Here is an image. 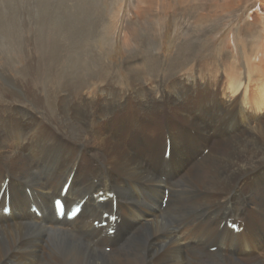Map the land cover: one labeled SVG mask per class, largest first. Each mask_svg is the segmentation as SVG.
Here are the masks:
<instances>
[{"label":"bare ground","instance_id":"1","mask_svg":"<svg viewBox=\"0 0 264 264\" xmlns=\"http://www.w3.org/2000/svg\"><path fill=\"white\" fill-rule=\"evenodd\" d=\"M131 1L128 48L133 32L157 40L156 10L178 0ZM220 1L232 15L249 0ZM254 3L264 17V0ZM236 32L258 47L243 65L227 42L221 61L195 60L190 49L185 69L154 83L136 54L124 62L136 77L110 82L102 51L82 47L77 78L64 79L76 65L50 66L59 78L36 99L49 101L48 127L26 108L0 109V264H264V130H249L264 123V23L253 13ZM4 83L27 98L18 82ZM69 177L66 208L85 203L71 222L58 221L52 202ZM104 214L117 220L96 228Z\"/></svg>","mask_w":264,"mask_h":264},{"label":"rangeland","instance_id":"2","mask_svg":"<svg viewBox=\"0 0 264 264\" xmlns=\"http://www.w3.org/2000/svg\"><path fill=\"white\" fill-rule=\"evenodd\" d=\"M41 1L0 0V109L11 106L26 108L45 127L49 123L43 107L49 101L42 106L36 99L38 96H46L45 80L56 81L59 78L60 69L49 71L50 66L76 65L75 70L64 79L76 77L81 58L78 51L82 47H98L102 51L108 67L103 78L111 79L112 76L110 82L117 78L124 83L128 77H136L133 73L130 74L131 71L124 66V62L138 54V57L146 58V77L152 79L150 83H154L167 79L172 69H185L184 65L192 58L190 49L195 50V60L210 58L221 61L229 42L230 48L234 46L232 50L243 65L245 51L252 49L257 52L258 47L256 43H252L255 38L250 39L246 32L236 31L250 20L253 13H258L260 22L264 23L255 0L247 1L232 15L225 12L219 0H178L167 11L156 10L157 40L152 41L153 43H143L145 40L142 37L148 32H133L129 46L131 52L130 48L122 44L125 33L134 28L132 24L129 26L133 16L138 14L133 9L131 0ZM107 32L110 34L107 35ZM85 60L90 62L93 59L88 56ZM216 68L218 67L213 69ZM203 70L209 77L211 66ZM218 75L221 79L225 78L224 72ZM6 80L18 82L27 98H18L19 92L7 86L4 83ZM60 85L56 89L58 96L63 91L62 84ZM174 122L171 119L172 126ZM148 130L147 127L143 130L146 136ZM151 216L148 214L147 218ZM109 250L110 248H106L104 251L108 253ZM260 250H264V247Z\"/></svg>","mask_w":264,"mask_h":264},{"label":"clouds","instance_id":"3","mask_svg":"<svg viewBox=\"0 0 264 264\" xmlns=\"http://www.w3.org/2000/svg\"><path fill=\"white\" fill-rule=\"evenodd\" d=\"M260 127L262 130H264V123H261L260 121H252L249 125V130L255 129L256 127ZM255 170V169H254ZM236 227V226H235ZM242 230V229H241Z\"/></svg>","mask_w":264,"mask_h":264}]
</instances>
